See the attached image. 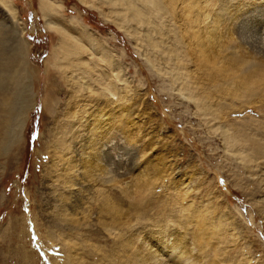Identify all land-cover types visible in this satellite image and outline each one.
<instances>
[{
	"label": "rangeland",
	"instance_id": "374dc122",
	"mask_svg": "<svg viewBox=\"0 0 264 264\" xmlns=\"http://www.w3.org/2000/svg\"><path fill=\"white\" fill-rule=\"evenodd\" d=\"M160 1L0 0V264H264V0Z\"/></svg>",
	"mask_w": 264,
	"mask_h": 264
},
{
	"label": "bare ground",
	"instance_id": "6f19581e",
	"mask_svg": "<svg viewBox=\"0 0 264 264\" xmlns=\"http://www.w3.org/2000/svg\"><path fill=\"white\" fill-rule=\"evenodd\" d=\"M102 1V0H101ZM113 1V0H112ZM141 1V0H140ZM143 1V3H146L147 2V4L149 5V4H153V6H154V9H156V7L158 8V5L160 4V0L158 1V0H142ZM83 2H84V0H83ZM132 2V1H131ZM90 3V2H89ZM140 3H142V2H140ZM142 3V4H143ZM158 5H157V4ZM100 4V3H99ZM110 4V3H109ZM113 4V3H112ZM8 5V4H7ZM60 5V4H59ZM90 6L91 5H93L92 3L91 4H89ZM135 4H134V2H133V4L131 3H127L126 5H125V7H120V9L117 11V14L119 13V14H121L123 17H124V14L125 13H127V12H129L131 9H132V13H130V15L132 16V17H134V16H137L138 18H140V17H142L143 15L145 16L146 15V13H148L147 11H145V13L144 12H138L139 10H137V8L134 6ZM146 5V4H145ZM148 5H146V6H148ZM93 6H95V5H93ZM150 6V5H149ZM59 7V6H58ZM39 8H40V10H41V12H42V14H43V16L44 17H42V18H45V28L46 29H48V30H54L55 32L57 31V33L61 36V35H63L64 36V32H63V29L61 28V25L59 24V23H56V21H55V23H54V21L53 20H51V18H52V16L54 15V12H55V8H54V6L52 5V4H50L49 2H47V0H40V2H39ZM94 8H96V7H94ZM99 9H100V7H99ZM127 9V10H126ZM153 9V8H152ZM159 9V8H158ZM158 9H156V10H158ZM129 10V11H128ZM159 11V10H158ZM98 12H100V10L98 11ZM101 12H102V10H101ZM150 12H152V11H150ZM103 13V12H102ZM153 13V12H152ZM151 13V14H152ZM101 14V13H100ZM155 14V13H154ZM158 14V13H157ZM102 15H104L105 16V13L104 14H102ZM120 15V16H121ZM149 15H150V13H149ZM109 17V16H108ZM119 17V16H118ZM142 18H144V17H142ZM106 20V19H105ZM110 20V19H109ZM149 20V19H148ZM146 18H144V21H148ZM153 21V20H152ZM73 23V22H72ZM118 25L119 24H117V27H118ZM82 28V27H81ZM120 28V27H119ZM123 28V27H122ZM238 29V28H237ZM84 31H85V29H84ZM263 31V30H262ZM126 32V31H125ZM264 32V31H263ZM251 33V32H250ZM256 33V32H255ZM253 34L252 35V37L254 38V39H256V43L255 44H257V45H259V46H257V47H260V46H262L263 48H264V42L262 41L264 38L262 37V32L261 33H259V32H257L256 34ZM84 34H86V33H84ZM261 34V35H260ZM136 35V34H135ZM241 35V34H240ZM250 35V34H249ZM137 36H138V34H137ZM252 39V38H251ZM255 41V40H254ZM253 41V42H254ZM253 44V43H252ZM254 46V45H253ZM255 47V46H254ZM262 47H261V49H262ZM263 50V49H262ZM264 52V51H263ZM194 62V61H193ZM187 64V63H186ZM182 66H184L183 64H182ZM209 66V65H208ZM185 69H186V67H185ZM187 69H188V67H187ZM182 72H184V71H182ZM5 72L3 71V72H0V78H1V81H2V77L4 76L5 77V75H3ZM183 74H185V73H183ZM9 75V74H8ZM189 75V74H188ZM7 76V75H6ZM183 76H185V75H182V77ZM3 77V78H4ZM187 77V76H186ZM6 78H8V79H10L11 80V78H9V77H6ZM14 78V77H13ZM188 80V79H187ZM191 80V79H190ZM3 82H5V81H3ZM183 83H182V90H183V92H185V93H187V94H189V95H191V93H190V91H189V89H188V85H185V84H187L186 83V81H182ZM191 82H192V80H191ZM190 82V83H191ZM195 87V86H194ZM193 88H191V90H192ZM179 90V89H178ZM181 90V89H180ZM181 90V91H182ZM181 95H183L182 93H180ZM180 94H178V95H180ZM194 94H195V91H194ZM15 95V94H14ZM177 95V94H176ZM2 96V95H1ZM6 96V95H5ZM188 97V96H187ZM196 97L198 98V96L196 95ZM18 98V97H17ZM181 98V97H180ZM191 98V97H190ZM193 98H194V96H193ZM18 100V99H17ZM179 100V99H178ZM190 101V100H189ZM14 102H16L15 100L13 101V99L12 98H10V97H5V99H3V101H2V103L4 104V106H9L10 108H13V105L15 104ZM197 104V103H196ZM2 105V104H1ZM12 105V106H11ZM199 105H202V102H200V103H198L197 104V106L199 107ZM203 106V105H202ZM196 109V108H195ZM9 111H7V114L9 115ZM195 113V112H194ZM6 114V115H7ZM7 118V117H6ZM8 124V123H7ZM226 141V140H225ZM230 141V140H229ZM232 141V140H231ZM233 142V141H232ZM255 142H256V140H255ZM225 143V142H224ZM230 143V142H229ZM255 144H257V143H255ZM230 146H234V145H230ZM225 147H227L226 145H225ZM255 147H257V148H260L261 146H259L258 147V145L257 146H255ZM230 149H231V147H230ZM233 150V149H232ZM255 150V149H254ZM257 150V149H256ZM260 150V149H259ZM258 151V150H257ZM261 152H262V149H261ZM233 154H234V152H233ZM257 154V153H256ZM259 154V153H258ZM227 155H229V154H227ZM234 155H236V154H234ZM239 156V155H238ZM234 159V158H233ZM107 176H108V174H107ZM105 181H107L108 182V179L107 180H105ZM264 183V182H263ZM264 186V185H263ZM264 189V188H263ZM131 196V195H130ZM129 196V197H130ZM257 205V204H256ZM259 205H261V204H259ZM258 205V206H259ZM260 207V206H259ZM259 209H261V208H259ZM262 210H263V208H262ZM225 215H226V213H225ZM228 215V214H227ZM229 216V215H228ZM224 217V216H223ZM222 217V218H223ZM227 217V216H226ZM234 217V216H233ZM233 217H232V219H233ZM228 219V218H227ZM232 219H231V221H232ZM230 220V219H229ZM235 220V219H234ZM230 222V221H229ZM234 222H236V221H234ZM232 224H234V223H232ZM239 224H241V223H239ZM238 225V224H237ZM236 225V226H237ZM231 226V225H230ZM240 226H242V225H240ZM229 227V226H228ZM228 227H227V229H228ZM243 227V226H242ZM232 228V227H231ZM231 228H230V230H231ZM234 228V227H233ZM247 229V228H246ZM229 230V229H228ZM238 230V229H237ZM236 230V231H237ZM246 231V230H245ZM238 232V231H237ZM246 232H248V231H246ZM250 232V231H249ZM234 233V232H233ZM240 233V232H239ZM233 235V234H232ZM242 235H243V233H242ZM245 237V236H244ZM143 238V237H142ZM243 238V237H242ZM143 240V239H142ZM239 240H240V238H239ZM247 240V239H246ZM127 241H129V239H127ZM146 241V240H145ZM130 242V241H129ZM132 242V241H131ZM246 242V241H245ZM144 243V242H143ZM140 245V244H139ZM143 245V244H142ZM246 245V244H245ZM145 246V245H144ZM146 247V246H145ZM144 247V248H145ZM148 247V246H147ZM141 248H143V247H141ZM246 248V247H245ZM250 248V247H249ZM248 248V249H249ZM153 249V251H154V248H152ZM137 250V249H136ZM139 250V252H141L140 250H142V249H138ZM147 250V249H146ZM146 250H145V252H146ZM149 250V249H148ZM250 250V249H249ZM138 252V253H139ZM143 252V251H142ZM144 252V253H145ZM147 253H149V251L147 252ZM69 254V253H68ZM136 254V253H135ZM146 254V253H145ZM150 254H151V252H150ZM262 254V253H261ZM138 255V254H137ZM136 255V256H137ZM144 255V254H143ZM151 255H153V254H151ZM151 255H150V260H151ZM255 255V254H254ZM258 255V254H257ZM142 256V255H141ZM181 256V255H180ZM260 256V255H259ZM145 257H146V255H145ZM144 257V258H145ZM181 258V257H180ZM146 259V258H145ZM148 259V258H147ZM179 259V258H178ZM71 260V259H70ZM136 260L138 261L139 259L138 258H136ZM149 260V259H148ZM149 260V261H150ZM163 261V260H162ZM165 261V260H164ZM139 262V261H138ZM143 262H145V263H147L146 261H143ZM142 263V262H141ZM149 264H150V262H149Z\"/></svg>",
	"mask_w": 264,
	"mask_h": 264
},
{
	"label": "water",
	"instance_id": "95a60500",
	"mask_svg": "<svg viewBox=\"0 0 264 264\" xmlns=\"http://www.w3.org/2000/svg\"><path fill=\"white\" fill-rule=\"evenodd\" d=\"M11 87H12V84H11Z\"/></svg>",
	"mask_w": 264,
	"mask_h": 264
}]
</instances>
